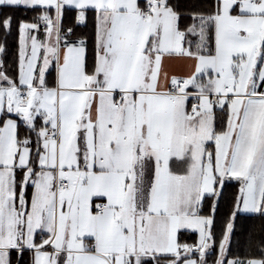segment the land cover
I'll use <instances>...</instances> for the list:
<instances>
[{"label":"snow or ice","instance_id":"snow-or-ice-1","mask_svg":"<svg viewBox=\"0 0 264 264\" xmlns=\"http://www.w3.org/2000/svg\"><path fill=\"white\" fill-rule=\"evenodd\" d=\"M0 264H264V0H0Z\"/></svg>","mask_w":264,"mask_h":264},{"label":"trees","instance_id":"trees-1","mask_svg":"<svg viewBox=\"0 0 264 264\" xmlns=\"http://www.w3.org/2000/svg\"><path fill=\"white\" fill-rule=\"evenodd\" d=\"M77 10L75 9H71L67 12L66 14V20L65 23L66 24H73L75 22V17L77 15ZM31 15H33V13L31 12H24V11H20L17 13V16L20 19H30ZM92 14H90L91 16ZM92 21H89L88 27L84 28L81 27L80 31L81 32H87L88 34H91L92 32ZM7 46L9 48V52L8 55L6 57V64H5V68L7 70V73L9 75H14L16 73V63H15V58H16V52L18 49V34H14L13 36H10L7 40ZM236 191V186H235V182H231L230 186L227 188V192L229 193V195ZM249 224L253 225L255 227V230L257 232V234H259L260 231V225H261V221L258 219H251L248 221ZM217 236H219V229H217ZM184 241L187 243H197L198 241V234L197 233H192V232H188L184 235L183 237ZM217 251V255H218V247L216 249ZM232 251L237 253L240 256H245L249 254V250H248V246H247V241L246 238L243 235L238 234L233 242L232 245ZM255 255H259L258 252L253 253ZM231 258V257H230Z\"/></svg>","mask_w":264,"mask_h":264},{"label":"crops","instance_id":"crops-1","mask_svg":"<svg viewBox=\"0 0 264 264\" xmlns=\"http://www.w3.org/2000/svg\"><path fill=\"white\" fill-rule=\"evenodd\" d=\"M176 71H180V69H179V68H177V69H176ZM13 118H16V117H15V116H13Z\"/></svg>","mask_w":264,"mask_h":264},{"label":"rangeland","instance_id":"rangeland-1","mask_svg":"<svg viewBox=\"0 0 264 264\" xmlns=\"http://www.w3.org/2000/svg\"><path fill=\"white\" fill-rule=\"evenodd\" d=\"M195 258V257H194Z\"/></svg>","mask_w":264,"mask_h":264}]
</instances>
